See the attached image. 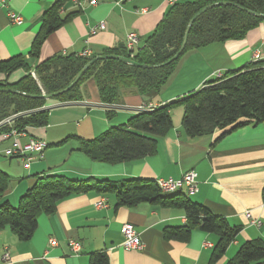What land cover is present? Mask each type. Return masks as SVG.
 <instances>
[{"label":"crops","instance_id":"1","mask_svg":"<svg viewBox=\"0 0 264 264\" xmlns=\"http://www.w3.org/2000/svg\"><path fill=\"white\" fill-rule=\"evenodd\" d=\"M58 1L0 0V63L21 55L28 58L27 53L41 31L44 14ZM91 1L97 4L91 6ZM81 2L82 9L76 8L72 0L60 9L62 18L76 14L49 35L42 46L39 64L57 54L79 56L90 52L92 56H101L107 49L125 45L130 33L139 36L142 49L172 7L168 0H131L121 7L116 0ZM144 8L146 14L138 13ZM11 13L20 16L22 24H13ZM100 23L106 24V30L93 33L92 29ZM257 50L264 58V22L243 40L187 52L157 96L126 92L122 102L112 108V119L108 118L111 109L101 102L94 79L83 85L82 102L61 104L47 100L49 125L28 128L19 138L22 145L31 140L47 142L43 156L28 152L25 156L6 158L5 151L14 146V138L5 139L0 134V171L11 180L4 200L16 208L35 185L37 176L46 174L72 181L96 179L119 184L138 178L154 182L177 180L194 171L198 192L179 193L226 219L231 227L240 228L225 255L215 263L228 264L245 243L264 241V123L246 125L224 136L218 131L189 138L182 129L184 108L178 106L171 111L173 128L158 139L156 153L120 164L92 161L80 152L78 139L95 140L112 128L126 125L143 111H154L185 98L224 73L254 62ZM24 76L26 73L21 69L8 77L0 75V81L15 84ZM59 143L63 144L56 146ZM102 200L105 206H97ZM115 205L112 196L94 193L76 196L62 201L55 214L41 215L29 241H20L8 229L1 231L0 264H89L92 255L99 252L107 254L109 264L210 263L217 236L196 229L185 243L164 239L165 228L185 226L182 210L150 204L116 210ZM248 213L250 219L246 217ZM127 224H132L140 235L142 250L122 247L121 230ZM51 239L55 245H51ZM71 242L80 244L78 253L72 250ZM6 252L11 256L9 262L3 260Z\"/></svg>","mask_w":264,"mask_h":264},{"label":"trees","instance_id":"2","mask_svg":"<svg viewBox=\"0 0 264 264\" xmlns=\"http://www.w3.org/2000/svg\"><path fill=\"white\" fill-rule=\"evenodd\" d=\"M69 1L59 0L44 14L41 31L27 53L28 58L21 55L0 63V75L8 77L21 69L26 73L15 84L0 81V134L12 131L25 133L28 128L47 127L50 112L45 108L46 100L41 98L42 95L69 88L80 72L97 57L57 54L39 64L42 46L49 35L76 14H69L65 18L59 15L60 9ZM222 2L230 5L213 7L194 21L183 55L212 44L243 40L264 22V18L235 7L264 15V0L178 1L146 39L145 46L136 51L133 57L125 45L105 50L104 56L118 58L90 64L74 87L53 100L61 104L82 102L83 85L94 79L101 102L111 109L108 118L112 119V108L122 102L126 92L143 97L157 96L183 57L166 64L180 49L193 17L204 8ZM131 62L147 67L132 65ZM33 70L38 80L32 76ZM3 89L15 90L24 96L3 92ZM178 106L184 108L182 129L189 138L209 136L218 131L223 132L224 136L246 125L264 123V60L226 72L207 82L199 91L162 108L143 111L126 125L112 128L95 140L78 139L80 152L94 162L108 164L132 162L152 156L157 151L158 139L173 128L171 111ZM36 179L35 185L13 208L4 200L11 180L0 171V232L8 229L23 242L33 237L41 215L55 214L58 205L66 199L92 193L114 197L116 210L140 204L182 210L186 217L185 226L165 228L164 239L185 243L196 229L217 236L218 242L209 264L217 263L225 255L240 232V228L231 227L226 219L213 215L207 207L192 202L182 194H165L154 181L139 178L119 184L96 179L72 181L52 174L37 176ZM262 195L264 200V190ZM263 263L264 241L260 239L245 243L236 257L228 262ZM89 264H109V259L105 252H99L92 255Z\"/></svg>","mask_w":264,"mask_h":264},{"label":"built area","instance_id":"3","mask_svg":"<svg viewBox=\"0 0 264 264\" xmlns=\"http://www.w3.org/2000/svg\"><path fill=\"white\" fill-rule=\"evenodd\" d=\"M126 1L131 0H116V4L118 6H122V3ZM75 7L78 9L83 8V4L81 0H72ZM91 6H95L97 4L96 1L89 2ZM168 3L173 6L176 3H178V0H168ZM147 9H141L138 11L140 14H146ZM11 22L13 24H22V18L14 13L10 14ZM106 30V24L100 23L98 26L94 27L92 29V32L95 33L97 31H105ZM140 38L136 33H130L126 37L125 46L129 52H131V55L133 57L134 53L138 51L140 48ZM80 57L84 58H91L92 55L90 52H84ZM254 61H260L264 60L263 56L261 55L260 51H255L254 53ZM32 76L37 80L36 74L34 70L31 72ZM23 133H18L16 131H12L10 133L3 134V137L5 139L14 138V146L11 149H8L5 151V157L6 158H14L19 156H25L28 152L31 153H37L40 156H43V153L48 148V144L45 141H36L31 140L27 145H22L19 141L20 136H22ZM159 188L164 192L165 194H177L182 190H186V192L189 195H195L198 192V182H197V176L194 171H189L185 173L180 179L177 180H164V179H158L156 181ZM105 200H102L100 203L97 204L99 207H104ZM248 219L251 218L250 213L246 215ZM253 224H260L259 222L252 221ZM122 235L124 238V241L122 243V247L125 250H142L143 244L140 238V235L136 232L135 227L132 224H127L122 227ZM55 240L51 239V245H55ZM70 246L72 250L75 253H78L81 250V246L78 243L71 242ZM3 260L5 262L11 261V256L8 252H6L3 256Z\"/></svg>","mask_w":264,"mask_h":264},{"label":"water","instance_id":"4","mask_svg":"<svg viewBox=\"0 0 264 264\" xmlns=\"http://www.w3.org/2000/svg\"><path fill=\"white\" fill-rule=\"evenodd\" d=\"M224 5H230V4H227V3H219V4H215V5H211V6H208L206 8H204L203 10H201L199 13H197L193 19L191 20L188 28H187V32L185 34V38H184V41L180 47V49L178 50V52L176 53V55L168 62L166 63L167 65L168 64H171L175 61H177L184 53V50L186 48V45H187V41H188V37H189V33H190V29H191V26L192 24L194 23V21L200 16L202 15L203 13H205L206 11H208L209 9H212L213 7H216V6H224ZM234 6V5H233ZM235 7H238L239 9L245 11L246 13L250 14V15H253V16H257V17H262L264 18V15H260V14H257V13H254L252 11H249V10H246L244 8H241L240 6H235ZM118 57L116 56H112V55H109V56H104V55H101V56H97L95 58V60H93L92 62H90L81 72L80 74L76 77V79L73 81V83L69 86V88H67L66 90H63L61 92H58V93H55V94H51V95H46V94H43L42 95V99L44 100H52L62 94H64L65 92L69 91L72 87H74L79 81L80 79L82 78V76L84 75L85 71L87 70V68L90 66V64L94 63L95 61H98V60H103V59H117ZM132 65H136V66H139V67H143V68H146L147 66H143V65H137L133 62H131ZM3 92H10V93H15V94H20V93H17L15 90H10V89H3L1 90ZM20 95H23V94H20ZM24 96V95H23Z\"/></svg>","mask_w":264,"mask_h":264},{"label":"rangeland","instance_id":"5","mask_svg":"<svg viewBox=\"0 0 264 264\" xmlns=\"http://www.w3.org/2000/svg\"><path fill=\"white\" fill-rule=\"evenodd\" d=\"M38 80V79H37Z\"/></svg>","mask_w":264,"mask_h":264}]
</instances>
